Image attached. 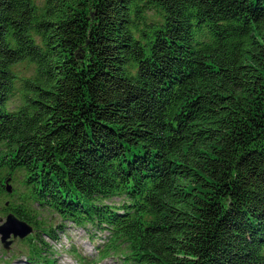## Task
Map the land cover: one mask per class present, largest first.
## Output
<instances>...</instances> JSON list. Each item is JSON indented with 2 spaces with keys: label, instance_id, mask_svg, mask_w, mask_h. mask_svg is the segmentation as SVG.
Wrapping results in <instances>:
<instances>
[{
  "label": "trees",
  "instance_id": "obj_1",
  "mask_svg": "<svg viewBox=\"0 0 264 264\" xmlns=\"http://www.w3.org/2000/svg\"><path fill=\"white\" fill-rule=\"evenodd\" d=\"M9 213L29 264H264V0H0Z\"/></svg>",
  "mask_w": 264,
  "mask_h": 264
},
{
  "label": "rangeland",
  "instance_id": "obj_2",
  "mask_svg": "<svg viewBox=\"0 0 264 264\" xmlns=\"http://www.w3.org/2000/svg\"><path fill=\"white\" fill-rule=\"evenodd\" d=\"M5 215L0 214V219L5 220ZM1 224V222H0ZM105 234L100 235L96 233V236L91 239L90 233H87L82 228H76L71 225H67V229L63 233H58V240L51 241L47 237H43L52 247L55 254L53 256L56 260V264H83L79 261L81 254L92 257L95 253L94 244L101 243V239ZM1 239V237H0ZM94 242V243H92ZM27 249L26 245L19 241L12 244L10 251L6 252L1 245L0 240V264H29L26 262ZM98 264H116L112 259L99 261Z\"/></svg>",
  "mask_w": 264,
  "mask_h": 264
},
{
  "label": "water",
  "instance_id": "obj_3",
  "mask_svg": "<svg viewBox=\"0 0 264 264\" xmlns=\"http://www.w3.org/2000/svg\"><path fill=\"white\" fill-rule=\"evenodd\" d=\"M8 191H10L9 188ZM0 222L1 245L6 252L10 251L13 243L25 239L33 232L30 225L12 213L7 214L5 220L0 219Z\"/></svg>",
  "mask_w": 264,
  "mask_h": 264
}]
</instances>
